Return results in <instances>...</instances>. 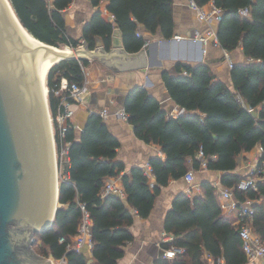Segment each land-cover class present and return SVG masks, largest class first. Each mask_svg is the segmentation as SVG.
Masks as SVG:
<instances>
[{"label":"trees","instance_id":"16d2710c","mask_svg":"<svg viewBox=\"0 0 264 264\" xmlns=\"http://www.w3.org/2000/svg\"><path fill=\"white\" fill-rule=\"evenodd\" d=\"M22 26L36 39L48 45L78 49L85 44L90 50L99 46L110 51L112 34L118 28L123 34L124 48L137 53L145 46L140 27L146 32L159 33L170 41L175 32L174 0H90L96 12L83 26L82 36L75 38L68 30L64 12L73 0H9ZM204 8L213 3L223 13L217 36L222 49L235 52L242 48L247 64H235L231 70L232 86L218 80L205 64L178 62L176 75L167 71L163 80L172 100L185 110L174 118L147 89L134 87L124 103L128 122L135 135L147 144L158 145L165 160L152 158L150 166L154 182L143 169L124 172V163L117 160L119 140L110 132L99 113H92L81 136L73 124L64 137L56 123L63 112L62 96H57L61 80L83 86L89 60H65L54 65L47 75L48 102L56 133L59 158L68 148L61 168L59 202L53 227L35 235L36 252L66 264H89L83 253L68 249L78 236L83 218L82 206L92 220L93 258L99 264H118L125 255L123 249L134 240L130 230L136 216L148 218L157 196L172 180L183 179L193 160V172L201 169L196 156L200 151L207 160V169L221 172V184L233 192L240 203L254 201L255 233L264 242V183L257 191H242L244 177L233 175L237 158L257 146L264 149V0H194ZM107 11L115 21H106L100 11ZM246 9L248 15H242ZM76 103L74 100L70 101ZM264 161V155L262 156ZM121 178L125 198L104 195L108 178ZM202 197L190 198L181 193L172 204L165 220V231L174 241L165 244L183 248L174 259H158L156 264H248L240 238V225L224 218L217 198V188L210 182L201 184ZM65 241L61 243L60 241Z\"/></svg>","mask_w":264,"mask_h":264},{"label":"crops","instance_id":"0c3cea01","mask_svg":"<svg viewBox=\"0 0 264 264\" xmlns=\"http://www.w3.org/2000/svg\"><path fill=\"white\" fill-rule=\"evenodd\" d=\"M106 5L107 3H102L100 11L103 18L106 21H110L109 17L111 14L107 11ZM212 5L213 3H210L204 8L210 9ZM96 10L91 5L90 0L73 2L64 12L69 32L71 34L75 33L77 38H80L83 26L91 19ZM173 12L175 32L170 41L164 40L159 33L152 35L146 32L143 27H140V34L144 39L150 41L149 53H145L146 67L114 71L102 61L101 57L90 59V65L85 68L86 89L83 95L84 102H76L70 105V109L74 112L72 123L78 137L81 136L88 117L92 113L100 114L105 109L110 112L111 116L105 122L110 132L120 142L117 160L123 162L125 166L121 176L129 174L135 167L144 170L150 165L152 158L157 157L165 160V155L158 145L147 144L140 140L135 135L132 124L114 116L116 112L125 110V99L134 87L141 86L147 89L170 116L177 118L184 114L185 110L176 105L170 97L163 80V73L167 71L171 75H176L178 62L192 65H208L218 80L232 86V69L224 60V49L213 45L205 46L200 43H194L191 39L195 33H205L211 26L199 21L196 13L190 8V0H174ZM218 27L219 24L212 26L216 31H218ZM178 37H180L179 40L177 39ZM82 46L84 49L85 44ZM201 49H203V53H201ZM109 52L106 51V53ZM231 59L234 65L247 64L249 62L242 48L231 52ZM261 158V146H257L249 153L241 154L237 158L238 166L231 174L245 177ZM196 159L199 160V154ZM188 162L190 171H193V160L188 159ZM145 174L153 183L152 169ZM221 177V172L202 169L194 172V183L192 185L187 183L185 177L181 180H172L157 196L150 216L148 218L135 217L134 224L130 228L134 240L123 247L125 255L119 260L118 264H156L158 259H164L159 243L163 235L167 234L165 231V220L168 211L172 208L174 199L181 193L188 195L190 198L202 197L201 184L210 182L217 188V198L220 204V202L224 201L221 192L226 189L221 184ZM115 180L118 185L123 187L120 177L108 178L106 184ZM222 214L233 225L238 224V217L235 212L222 211ZM82 252L88 259L89 264H99L94 260L91 249L87 247ZM206 259L209 264H214L213 259L207 253ZM220 263L225 264L224 260H221ZM261 263V260L248 262V264Z\"/></svg>","mask_w":264,"mask_h":264},{"label":"water","instance_id":"95a60500","mask_svg":"<svg viewBox=\"0 0 264 264\" xmlns=\"http://www.w3.org/2000/svg\"><path fill=\"white\" fill-rule=\"evenodd\" d=\"M24 29L6 0H0V264H52L33 248L35 235L53 227L60 208L46 51L58 63L101 57L114 71H122L146 67L150 41L129 54L115 28L109 53L102 46L90 50L85 45V51L66 55L40 40L45 47L39 46Z\"/></svg>","mask_w":264,"mask_h":264},{"label":"built area","instance_id":"2783aa9c","mask_svg":"<svg viewBox=\"0 0 264 264\" xmlns=\"http://www.w3.org/2000/svg\"><path fill=\"white\" fill-rule=\"evenodd\" d=\"M46 1L51 6L54 0ZM75 1L77 0H73V2ZM190 8L196 13L199 21L207 23L211 26V28L205 33H195V35L191 37L193 42L200 43L205 46L213 45L214 47H221L217 36V31L214 30L212 26L217 25L221 22L223 18L222 11L214 4L210 7V9L202 8L198 6L194 0H190ZM241 13L245 16L248 15V11L246 9L242 10ZM109 18L110 21L114 23V15L111 14ZM179 38L180 37H178L177 39L179 40ZM224 60L228 64L230 69H233L234 63L231 59V53L227 52L226 50H224ZM85 89V83L83 86H80L77 83H69L67 79L63 78L61 80L59 90L55 92L57 96H62L61 107L63 108V112H60L56 117V123L60 129V135L62 138L64 137L65 131L70 126V124H73L72 119L74 117V112L70 109V101L74 100L78 103L84 102L83 95ZM100 116L105 121L111 116V114L107 109H105L100 113ZM114 116L120 120L128 122L129 117L125 110L116 112ZM198 154L199 160L201 162V169H207V160L205 159L204 153L200 151ZM261 154L262 156L264 155L263 147H261ZM60 155L61 162L65 163V158L68 155V148H62ZM261 159L257 161V163L249 171V173H247L240 182L239 188L242 191H257L258 183H264V161H262ZM144 171L145 173H149L151 171V166L148 165L144 169ZM185 180L188 184L192 185L194 183V172H188L185 176ZM103 194L117 196L121 199L125 198L124 188L121 185H118V182L116 180L111 181L105 185ZM221 196L224 200L223 202H220V208L222 209V211H226L228 213L235 212L238 217V225H240L239 234L243 243V251L248 259V262L261 260V264H264V242L255 233L253 228V223L257 214L256 207L254 206V201L251 199H246L244 202L240 203L234 197L233 192L228 189L222 191ZM81 208L83 212V218L79 226L78 236H76L73 239L72 243L68 245V249H73L78 253H83L82 251L87 247L91 250H93L94 247L91 233V216L84 206H82ZM64 241L65 240L62 239L60 242L63 243ZM173 241L174 238L171 235H163L159 243V247L163 251L162 257L164 259H174L178 255H181L185 252L183 248L176 247L175 245H171L169 248H164L165 244L172 243ZM56 262L57 264H66V260L64 258Z\"/></svg>","mask_w":264,"mask_h":264},{"label":"bare ground","instance_id":"6f19581e","mask_svg":"<svg viewBox=\"0 0 264 264\" xmlns=\"http://www.w3.org/2000/svg\"><path fill=\"white\" fill-rule=\"evenodd\" d=\"M6 2L8 3L10 9L12 10L14 16L16 17L15 15V12L13 10V7L11 6V3L9 0H6ZM17 19V18H16ZM25 30V29H24ZM26 31V30H25ZM26 33L29 35V37L31 39H33L39 46L41 47H45L44 44H42L40 41H38V39H35L34 36H32L30 33H28L26 31ZM82 51H85L83 48H80L79 50H75V49H71L69 47H64V48H58V52L60 54H74V53H78V52H82ZM81 56H86V55H82L80 54ZM59 61V59L55 56V54L53 53H49L46 51V54H45V62H46V79H47V75H48V72L50 71V69L55 65L57 64ZM46 92H47V95H48V92H49V89H48V86H47V80H46ZM50 118H51V122H52V117H51V114H50ZM52 125V124H51ZM53 132V131H52ZM55 146V145H54ZM55 160H56V153H55ZM57 160H56V177H57V190H58V187H59V179H58V171H57ZM59 205L56 204V207H58Z\"/></svg>","mask_w":264,"mask_h":264},{"label":"rangeland","instance_id":"374dc122","mask_svg":"<svg viewBox=\"0 0 264 264\" xmlns=\"http://www.w3.org/2000/svg\"><path fill=\"white\" fill-rule=\"evenodd\" d=\"M78 2H80V0H77ZM73 34V36L75 37V38H77V36L75 35V33H72ZM64 48V47H63ZM80 48H83V46H80L78 49H80ZM47 80V79H46ZM47 99H48V95H47ZM51 124H52V131H53V139H55V133H56V129H55V125H54V122L52 121L51 122ZM54 145H55V153H56V160H57V164H58V167H57V171H58V179H59V183H60V174H61V166H60V164H59V161H60V158H59V154H58V149H57V144H56V141L54 140ZM33 248H34V251H35V253L38 255V256H40V258H43V259H46V260H52V264H57V262L54 260V262H53V259H51V258H48V257H45V256H42V255H40V254H38L37 252H36V248L33 246Z\"/></svg>","mask_w":264,"mask_h":264}]
</instances>
